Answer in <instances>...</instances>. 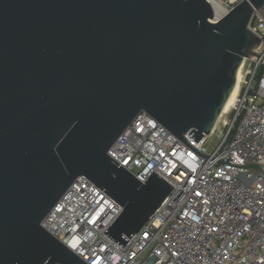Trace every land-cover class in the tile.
<instances>
[{"label":"water","instance_id":"obj_1","mask_svg":"<svg viewBox=\"0 0 264 264\" xmlns=\"http://www.w3.org/2000/svg\"><path fill=\"white\" fill-rule=\"evenodd\" d=\"M264 0H0V264H88L42 221L84 176L121 207L125 245L172 186L108 151L143 111L197 142L216 126Z\"/></svg>","mask_w":264,"mask_h":264},{"label":"built area","instance_id":"obj_2","mask_svg":"<svg viewBox=\"0 0 264 264\" xmlns=\"http://www.w3.org/2000/svg\"><path fill=\"white\" fill-rule=\"evenodd\" d=\"M220 1L228 12L242 0ZM249 28L258 55L209 135L182 140L143 111L108 151L143 183L155 172L172 186L139 232L124 246L105 233L123 207L84 176L41 225L88 264H264V4Z\"/></svg>","mask_w":264,"mask_h":264},{"label":"bare ground","instance_id":"obj_3","mask_svg":"<svg viewBox=\"0 0 264 264\" xmlns=\"http://www.w3.org/2000/svg\"><path fill=\"white\" fill-rule=\"evenodd\" d=\"M211 2V4L213 5L214 9H215V19L214 20H219L223 15H225L227 13V9L225 7V5L220 1V0H209ZM242 68H240L239 71V75H238V84L235 88V90L233 91L227 105L225 106V109L223 111V115L227 114L230 110V108L235 104L236 99H237V95L239 93V83L241 81L242 78Z\"/></svg>","mask_w":264,"mask_h":264},{"label":"rangeland","instance_id":"obj_4","mask_svg":"<svg viewBox=\"0 0 264 264\" xmlns=\"http://www.w3.org/2000/svg\"><path fill=\"white\" fill-rule=\"evenodd\" d=\"M226 117V114L223 115V119ZM220 123V122H219Z\"/></svg>","mask_w":264,"mask_h":264}]
</instances>
